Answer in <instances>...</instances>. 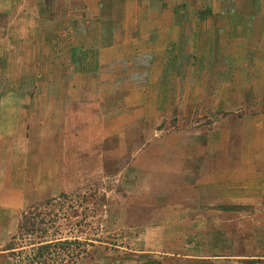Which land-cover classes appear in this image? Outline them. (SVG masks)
<instances>
[{"label": "rangeland", "instance_id": "1", "mask_svg": "<svg viewBox=\"0 0 264 264\" xmlns=\"http://www.w3.org/2000/svg\"><path fill=\"white\" fill-rule=\"evenodd\" d=\"M11 3L1 1L0 12L9 11ZM14 3L18 11L0 18V58L12 57L9 44L14 42L12 58L23 65L30 54L33 56L32 43L47 47L60 26L58 17L54 20L47 14L39 21L28 19L27 13L34 14L33 0ZM35 3L39 4L35 8L43 5L41 0ZM52 3L58 8L61 5L58 0ZM238 4L243 14L238 43L235 45L227 32L226 43L221 42L226 50H217L219 55L212 57L209 66L196 69L197 77L203 72L209 78L202 80L201 75L190 87V81H173L171 87L178 95L169 97L164 87L156 100L146 98L147 120L129 114L131 120L120 125L131 122L136 126L121 136L115 133L109 137L93 160L84 158L83 175L67 178L69 191L35 206L33 220L50 224L46 240L56 234L62 240L85 243L87 253L77 264H264V0ZM230 27L231 23H226L227 31ZM32 35V41L28 40ZM9 68L0 67V75L7 74ZM178 69V76L185 78L181 75L184 67ZM117 92L109 99V110L123 109V115H128V103H137V98L127 102ZM89 142L95 143V136L90 135ZM152 142L157 144V153L152 150L142 159L147 164L140 162L139 169L154 163L151 157L170 165L177 153L195 154L200 161L184 163L199 175L204 159H212L206 187L222 189L221 193H207L211 196L208 208L194 212L176 207L195 203H190L196 196L191 188L195 176L184 179L190 185L188 193L182 190L186 200L175 203L170 192H158L160 176L149 177L144 171L138 178L134 159ZM218 165L226 167L221 174L214 171ZM165 183L169 189L179 187L178 179ZM203 213H208L212 222L202 218L198 225L185 226ZM15 244L14 248H28L24 241ZM0 264H13L12 254L5 255Z\"/></svg>", "mask_w": 264, "mask_h": 264}, {"label": "crops", "instance_id": "2", "mask_svg": "<svg viewBox=\"0 0 264 264\" xmlns=\"http://www.w3.org/2000/svg\"><path fill=\"white\" fill-rule=\"evenodd\" d=\"M10 1L9 11L0 12V18L18 11L15 0ZM33 1L34 14L27 13L28 19L39 21L46 14L54 20L58 17L60 28L51 39L54 44L50 40L40 48L39 42L32 43L33 56L23 65L12 58L14 42L9 44L12 57L0 58L1 68L10 66L7 74L0 75V260L11 254L9 248L30 210L69 191L67 178L83 175L84 158L93 160L109 137L136 126L120 125L131 120L129 114L147 120L146 98L156 100L164 87L169 97L178 95L171 87L173 81H190V87L201 75L202 80L209 78L203 72L197 77V67L209 66L212 57L219 55L217 50H226L221 42L226 43L227 32L238 43L243 17L242 9L238 10L242 0H58L59 8L54 0H41L39 8H35L39 0ZM226 23H231L229 31ZM181 65L185 78L178 76ZM114 89L127 102L137 98V103H128V115H123V109L109 110L110 97L117 95ZM90 135L95 143L89 142ZM156 145L152 142L134 159L138 178L144 171L149 177L160 176L158 192H170L175 203L186 200L183 193H188L190 185L184 179L195 176L191 188L196 196L190 200L195 203L176 207L194 212L208 208L211 196L207 193L222 189L206 187L212 159H204L199 175L184 163L200 161L195 154L177 153L171 166L151 157L154 163L139 169L140 162L147 164L142 159L152 150L157 153ZM224 170L218 165L214 171ZM169 179L179 180L177 190L165 186ZM210 217L203 213L181 225L193 227L202 218L210 223Z\"/></svg>", "mask_w": 264, "mask_h": 264}, {"label": "trees", "instance_id": "3", "mask_svg": "<svg viewBox=\"0 0 264 264\" xmlns=\"http://www.w3.org/2000/svg\"><path fill=\"white\" fill-rule=\"evenodd\" d=\"M35 210L36 207L23 217L19 235L9 248L13 264H77L87 253L85 243L62 240L56 234L46 240L50 224L43 219L33 220ZM17 241L27 242L28 248H14Z\"/></svg>", "mask_w": 264, "mask_h": 264}]
</instances>
